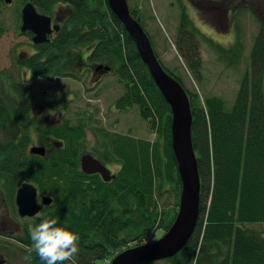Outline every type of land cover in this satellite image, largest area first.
<instances>
[{
	"label": "trees",
	"instance_id": "16d2710c",
	"mask_svg": "<svg viewBox=\"0 0 264 264\" xmlns=\"http://www.w3.org/2000/svg\"><path fill=\"white\" fill-rule=\"evenodd\" d=\"M49 1V5L54 2ZM90 1L95 2L94 9ZM220 1L231 8L232 0ZM0 5L4 4L0 1ZM132 7V17L140 22L138 8ZM263 9L264 0L257 11ZM66 23L69 28L63 27L54 41L41 45L25 64L31 78L66 76L59 69L68 68L60 64L62 55L71 48L92 44L91 60L117 65L115 74L122 93L114 106L119 111L134 108L154 138L95 127L100 138L88 150L104 162L120 164L115 178L103 182L84 174L78 165L82 150L88 145L83 134L92 116L77 112L59 123L45 125L29 112L32 83L13 84L17 94L15 109L10 111L0 104V132L3 127H12L6 139L0 136V192L13 211L16 190L23 182L33 184L40 195L52 199L38 217L23 221V234L16 238L22 264H27L24 258L31 244L28 226L38 224L44 216L59 217L61 223L68 221L71 229L80 233L77 264H101L125 248L143 244L153 231L165 232L178 207L180 179L171 149V110L140 60L132 39L106 0H76ZM3 31L0 23V36ZM201 36L186 13H181L173 41L175 52L192 77L199 80ZM208 43L219 51L223 49L231 63L237 62L244 49L238 37L225 49L212 41ZM172 77L182 85L189 100L191 139L200 178L199 212L183 249L159 261L264 264V230L249 226L264 223V17L258 19L249 67L230 110L225 109L221 97L189 91L180 77ZM32 134L47 146L44 156L28 152ZM165 193L171 195L173 202L162 209L158 201ZM31 264H40L35 253Z\"/></svg>",
	"mask_w": 264,
	"mask_h": 264
},
{
	"label": "rangeland",
	"instance_id": "374dc122",
	"mask_svg": "<svg viewBox=\"0 0 264 264\" xmlns=\"http://www.w3.org/2000/svg\"><path fill=\"white\" fill-rule=\"evenodd\" d=\"M262 2L263 0H232L231 8H228L224 3L221 4L220 0L215 2L209 0H127L128 7L135 5V8H138L141 15L139 24L147 32L159 63L164 65L163 69L169 75L180 77L189 91L200 92L203 96L221 97L226 110H230L240 81L249 67V53L252 40L257 33L258 19L264 17V9L257 11L259 7L261 8ZM215 4L220 7L219 10L213 8ZM15 10L16 7L13 5L9 7L0 5V23L4 26L3 34L0 36V104L5 105L10 111L15 109V95L11 92L9 85L23 81V76L14 65V55L20 52L21 47L27 49L25 45L27 39L15 36ZM181 13H186L192 26L202 35L199 37L202 60L200 80L192 77L175 52L173 41ZM217 16L220 22L217 21ZM237 37L243 43L244 49L235 63L229 62L228 58L223 55V49L219 51L216 46L208 43L212 41L213 45L216 44L225 49L233 44ZM71 51L67 53L68 58L73 54ZM77 51H81L83 55L87 52L85 47H79ZM102 65L109 66L113 71L103 76L91 89L85 87L91 83L88 82L89 77L85 80L81 77L79 81L58 77L33 80L27 74L28 82L30 81L33 86L32 109L41 117L43 124L59 123L66 117H73L77 112L79 115L92 116L93 119L86 126L83 134V141L86 140L88 145L83 148L82 153L89 152L88 147L100 138L99 132L94 130L95 127L136 137L154 138V134L150 133L146 122L134 108L119 111L114 106V101L122 93V87L114 74L117 65L113 62L107 63V61H103ZM63 66H69L66 57ZM66 70L70 69L66 68ZM4 76L9 77L10 84ZM64 106L66 109H63ZM11 131L12 127H3L0 136L6 139L5 136L10 135ZM30 139L28 147L41 145V140L34 134ZM158 202L162 209H167L173 200L170 194L165 193ZM7 206L0 192L1 221H6L4 223L7 226L11 225L12 228L15 227L12 221H17V225L22 224V219L18 217L13 219L12 214L7 213ZM4 223L1 225L3 226ZM249 226L264 230V223H253ZM163 233L162 230H155L144 238L143 243L154 241ZM2 241L0 240V245L7 246L3 251H9L8 255L6 253L8 264H22L20 247L12 240ZM10 253L14 254L10 255ZM110 261L111 257L102 261L101 264H109ZM155 264L169 263L158 261Z\"/></svg>",
	"mask_w": 264,
	"mask_h": 264
},
{
	"label": "water",
	"instance_id": "95a60500",
	"mask_svg": "<svg viewBox=\"0 0 264 264\" xmlns=\"http://www.w3.org/2000/svg\"><path fill=\"white\" fill-rule=\"evenodd\" d=\"M10 1L4 0L6 4H9ZM106 1L112 14L120 21L132 39L140 60L146 66L153 83L170 107L171 149L180 179L178 207L170 227L154 241L135 245L117 253L109 264L154 262L170 258L181 251L197 223L200 178L191 139L192 115L186 91L159 63L146 32L132 17L127 0ZM21 22V31L31 30L34 34L32 40L35 44L47 40L46 35L51 32L50 19L37 14L30 4H26L22 8ZM54 29H57V26H54ZM102 68L103 72L109 70L108 66H97V70ZM28 152L44 156L46 149L43 145H33L28 148ZM80 164L85 174L99 173L103 181L115 178L114 174L111 175L109 170L90 154H83ZM51 202L52 199L44 195L39 203L36 187L28 182H23L15 194V203L20 217H33L40 211L42 205L48 206ZM0 264H6L1 255Z\"/></svg>",
	"mask_w": 264,
	"mask_h": 264
},
{
	"label": "flooded vegetation",
	"instance_id": "af4514ba",
	"mask_svg": "<svg viewBox=\"0 0 264 264\" xmlns=\"http://www.w3.org/2000/svg\"><path fill=\"white\" fill-rule=\"evenodd\" d=\"M0 1L4 5H6L7 7L12 6V5L16 7V10H15V12H16V17H15L16 33H15V36L17 35V37H23V38L27 39V44H25L27 46V49L24 47H21V49L19 50L20 52H18L16 55H14V60H15L14 65L20 71V74L23 76V81H19L18 83H11L10 84L9 77L4 76L7 79L8 84H10L9 86H10L11 92L13 93V95L16 96L17 95L16 90L14 89V87H12L13 84H16V85L17 84H24V85L30 84V81L28 82V79H27V74H28V76L31 77V71L25 64L30 59L32 60V56L38 52V48L42 47L41 45L47 44L49 42L51 43L52 41H54V39L60 35V31L62 30L63 27L69 28L68 23H66V18L73 13V8L76 5V0H56V1L54 0V2H52L50 5L48 4L50 2L49 0H11L9 4H6L4 2V0H0ZM26 4H30L37 14H39L41 16H45V17L50 19L51 32L46 35L47 40L43 43L35 44L33 42L32 38H33L34 34L31 30L21 31V24H22V22H21V10ZM90 6H91V9H94L95 2L90 1ZM213 8L216 10L220 9V7L217 6L216 4L213 6ZM218 18H219V16L216 17L217 21H219ZM54 26H57V29H54ZM92 47H93L92 44L85 47V50L87 51L86 55H83V53L81 51H77L75 49H73V50L71 49L72 51L69 50V51L73 52V54H71L69 58L67 57V54L64 53L62 55L63 58L60 60V64H63V65L65 64V57H66V62L68 61V65H69L68 68L70 70L59 68L60 72L63 74H66V76H60V77L59 76H53V77H55V78L58 77V78H62V79H72L75 81L81 80V77H83L84 80L86 79V77H89L90 80L88 82L89 83L91 82V83L89 86L85 85V87H86V89H91L97 82H99L101 80V78L103 76H105V75L111 73V71H113L109 66H108L109 70L107 72H103V68L97 70V66L102 65L103 62H97V61H93L90 59ZM26 53H28V54H26ZM54 58H56V57H54ZM51 61H52V58H51ZM53 62H55V61H53ZM114 74H115V72H114ZM37 78L43 79L42 77H37ZM46 79H48V78H46ZM30 95H33L32 90H31ZM32 100H33L32 96H29V112L34 113L36 116L40 117L35 112H33ZM46 140L55 144V142L50 140L49 138H47ZM40 142H41V145H43L47 151L48 150L47 146L42 144V141H40ZM88 151L89 152L82 153L79 157L78 165H79V169L81 171H82V169H81V164H80V158L83 154L87 153V154H90L93 158L99 160V162L103 166H105V168H107L109 170L111 175L114 174L116 176L117 170L120 166L119 163H117V162H113V163L104 162L100 156H97L91 150H88ZM86 175L99 177L101 179V181H103L99 173L86 174ZM112 180L113 179H111L109 181H103V182H110ZM44 195L45 194L40 195L38 193V190H37V200L39 203L41 202V197ZM5 201H6V204L8 205L7 206V213L12 214L13 219L16 217H18L19 219H22V222H21L22 224L17 225L16 224L17 221L14 222L11 220L13 223H15V227L12 228L11 225L7 226L4 223L6 221H1V219H0V227H1V229H0V240H4L5 242H8L7 240H12L17 245H19L20 243L17 241L16 238L23 234L22 233V231H23L22 225L24 223L23 221L24 220H33L35 217H38L41 214L43 208H45L46 206L42 205L40 211L33 217H20L18 215L17 206L15 203V197H14V204H15V210L14 211H15V213H14L13 209L10 208L9 202L7 200H5ZM1 223L2 224L4 223L5 226L4 225L2 226ZM6 253L8 255L9 251H3L0 247V255L6 261V264H8V258L6 256ZM11 254H14V253H10V255Z\"/></svg>",
	"mask_w": 264,
	"mask_h": 264
},
{
	"label": "clouds",
	"instance_id": "9594fccd",
	"mask_svg": "<svg viewBox=\"0 0 264 264\" xmlns=\"http://www.w3.org/2000/svg\"><path fill=\"white\" fill-rule=\"evenodd\" d=\"M28 232L31 244L24 258L27 264H31L32 253L40 264H77L81 237L68 221L61 223L59 217L44 216L38 224H30Z\"/></svg>",
	"mask_w": 264,
	"mask_h": 264
}]
</instances>
